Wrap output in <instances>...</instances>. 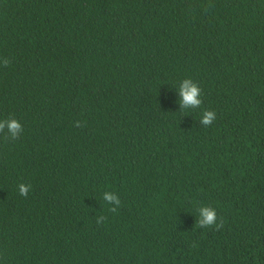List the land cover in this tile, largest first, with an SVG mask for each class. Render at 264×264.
<instances>
[{
	"label": "trees",
	"instance_id": "trees-1",
	"mask_svg": "<svg viewBox=\"0 0 264 264\" xmlns=\"http://www.w3.org/2000/svg\"><path fill=\"white\" fill-rule=\"evenodd\" d=\"M12 118L0 264H264V0H0Z\"/></svg>",
	"mask_w": 264,
	"mask_h": 264
},
{
	"label": "clouds",
	"instance_id": "clouds-1",
	"mask_svg": "<svg viewBox=\"0 0 264 264\" xmlns=\"http://www.w3.org/2000/svg\"><path fill=\"white\" fill-rule=\"evenodd\" d=\"M10 64V61L7 58L3 59V66L7 67ZM179 105L180 111L190 110V109H197L199 108L203 101L201 99L202 89L199 87L197 83H195L192 79H184L181 81L179 88ZM216 119V113L211 110H204L202 113V118L200 120V124L204 127L210 126ZM76 126L80 127L81 124L79 121L76 122ZM5 128H7V136L5 139L16 140L23 131V127L18 120L15 118L12 119H4L0 120V133H3ZM31 185H25L21 183L19 185V193L20 195L27 197ZM103 199L108 202L109 204L113 205L109 208L110 212L115 213L117 209L121 206L120 198L112 193V192H105ZM199 219L197 221L198 225L201 228H211L215 226L216 230H219L223 227L222 220L217 222V214L215 209L203 206L198 209ZM106 220L105 216H100L97 218V223H102Z\"/></svg>",
	"mask_w": 264,
	"mask_h": 264
}]
</instances>
